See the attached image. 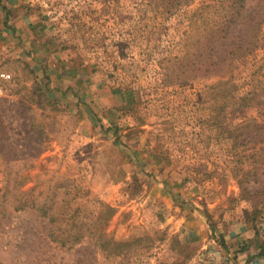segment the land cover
I'll use <instances>...</instances> for the list:
<instances>
[{"label": "rangeland", "instance_id": "obj_1", "mask_svg": "<svg viewBox=\"0 0 264 264\" xmlns=\"http://www.w3.org/2000/svg\"><path fill=\"white\" fill-rule=\"evenodd\" d=\"M217 1L25 0L41 28L36 41L43 61L34 65L9 44L0 24V73L11 76L0 78V196L6 185L33 188L54 207L64 201V215L76 220L101 216L115 241L152 238L147 248L124 256H106L86 241L61 248L37 211L8 209L0 227L2 264H200L181 220L196 207L182 203L179 211L174 199L180 198L194 197L210 228L255 216L264 229V170L250 178V197L237 184L244 171L258 167L259 144L225 138L240 124L264 123V89H258L264 0H245L235 34L255 35L256 44L233 59L231 70L189 78L172 70L186 41L192 52L210 25L212 13L206 24L197 10ZM85 64L94 72L78 83L68 73ZM117 87L133 90L131 109L117 107L109 92ZM254 88L252 104L238 106ZM173 176L187 190L165 197L158 184L168 190Z\"/></svg>", "mask_w": 264, "mask_h": 264}, {"label": "trees", "instance_id": "obj_2", "mask_svg": "<svg viewBox=\"0 0 264 264\" xmlns=\"http://www.w3.org/2000/svg\"><path fill=\"white\" fill-rule=\"evenodd\" d=\"M215 4H206L201 9H198V12L196 11L195 17H198L200 21H206V24L209 19L207 17H210L211 13L213 17L212 19L210 18V25L196 36L197 42L195 43L194 50L191 52L189 48L190 42L186 41V50L183 57L175 59L172 70L178 74V77L182 74H187L188 78L199 75L221 76L232 69V61L234 58H240L251 52L255 47V35L244 40V37L240 38L239 35L235 34L238 29V23L240 22L241 24L243 18L242 13L245 10V0H218ZM205 15H207L206 18ZM194 22L196 23L195 19L192 24ZM190 39L191 36H188V40ZM262 68H264V65L259 69L260 72ZM86 71L88 74L93 73L94 67L90 64L80 65L68 74H73L76 81L82 83V77ZM259 77L258 89L261 91L264 89V75ZM49 80L50 78L47 77V81ZM109 92L113 96L116 95L121 98L120 103L117 105L118 108L126 109L130 107L131 109L135 105V97L132 89L117 87L110 88ZM257 95L258 92L254 88L247 94L239 97L237 105H240L241 108L247 107L252 104ZM231 97L235 98L234 96ZM230 103L231 101L227 99L225 104L217 109L218 113ZM110 129L111 127H108L106 132L108 133ZM115 132L116 130H114ZM225 133V138H248L241 145L249 143L259 144V148L255 151L256 154L261 155L260 159H256L255 161L258 167L254 170L244 171L242 176L237 180L242 195L250 197L251 194L246 187L249 182H253L250 181V178L258 175V169L264 170V123L251 120L247 123L240 124L234 129H228ZM255 153L252 154V157L256 158ZM33 192V188L27 191H21L16 186L10 187L6 185L4 187L3 193L0 196V227L2 226L3 219L7 217L6 211L8 209H11L13 212L34 210L38 212L40 217L47 220L50 240L61 248H73L75 245L86 241L94 248H98L106 256L114 257L124 256L136 248H147L148 242H152V238L149 236L132 238L128 241H115L104 232L103 227L105 222L101 216L98 218V222L76 220L74 215H64V201L61 200V203L54 207L52 201L48 202L46 197H39ZM105 209L109 213L112 211L108 206H105ZM255 218L253 216L252 219H248L246 222L255 230L256 241H258L257 252L254 257L264 259V229L256 226ZM211 230L214 232L216 229L212 226ZM219 241L222 247L225 248L222 237H220ZM251 260L250 258L245 264H250ZM0 264L2 263L0 262Z\"/></svg>", "mask_w": 264, "mask_h": 264}, {"label": "crops", "instance_id": "obj_3", "mask_svg": "<svg viewBox=\"0 0 264 264\" xmlns=\"http://www.w3.org/2000/svg\"><path fill=\"white\" fill-rule=\"evenodd\" d=\"M24 3L25 0H0V24H2L3 34L6 33L5 36L11 35L7 39L9 44L19 48L20 53L26 56L30 55L31 58L29 59L34 61V65L39 60L43 61L42 53H38L39 50L37 49L41 44L36 41L38 36L36 34H40L41 28H36L39 24L34 22L36 21L35 18H30L28 10L24 8ZM24 49L27 50L24 51ZM50 77L49 75L48 78ZM94 94V97H98L97 93ZM114 101L119 104L121 98L114 96ZM172 178L174 186L169 187L168 192L164 188L168 184H158L161 195L174 198L175 194H184L183 189L187 190L183 187L180 178L175 176ZM174 200L177 202L179 211L183 208L182 203H185V207H188L186 204H190L192 208L193 206L196 207V209L187 211L189 213L185 216L183 213L181 220L186 227L188 239L200 250L197 255L198 260L201 261L200 264H245L250 258L252 259L250 264H264V259L254 257L257 252L258 241H256L255 230L248 222L244 220L222 222L221 225L217 226V230L212 232L207 218L202 213L200 206L196 205L197 202L194 197L187 198V200L180 198L181 203H178L179 200L177 199ZM219 236L224 240L225 248L220 244Z\"/></svg>", "mask_w": 264, "mask_h": 264}, {"label": "built area", "instance_id": "obj_4", "mask_svg": "<svg viewBox=\"0 0 264 264\" xmlns=\"http://www.w3.org/2000/svg\"><path fill=\"white\" fill-rule=\"evenodd\" d=\"M0 78H1L2 80L8 81V80L11 79V76H10V74L0 73ZM0 93H1V89H0Z\"/></svg>", "mask_w": 264, "mask_h": 264}]
</instances>
